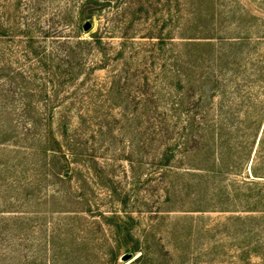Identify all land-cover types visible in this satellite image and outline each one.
<instances>
[{"label": "trees", "instance_id": "1", "mask_svg": "<svg viewBox=\"0 0 264 264\" xmlns=\"http://www.w3.org/2000/svg\"><path fill=\"white\" fill-rule=\"evenodd\" d=\"M184 1L0 0V264H25L39 252L43 264L61 255L69 264H116L122 248L128 264L162 257L147 234L134 235L132 214L102 211L94 200L106 171L110 199L126 202L113 188V165L99 163L104 149L107 161L124 158L130 171L143 164L157 176L155 190H163L153 206L177 193L186 214H264V16L223 0L205 35L184 37L193 31ZM249 2L264 13V0ZM95 20L103 24L92 31ZM171 177L181 178L179 191L166 184ZM40 205L43 214L88 215L113 231L108 255L76 252L87 243L72 232L80 222L38 232Z\"/></svg>", "mask_w": 264, "mask_h": 264}, {"label": "rangeland", "instance_id": "2", "mask_svg": "<svg viewBox=\"0 0 264 264\" xmlns=\"http://www.w3.org/2000/svg\"><path fill=\"white\" fill-rule=\"evenodd\" d=\"M239 1L249 6L256 15L261 17L264 16V13L256 11L254 8L255 5H248V3H250L249 0ZM224 5L225 2L223 0H215L213 2L210 0H185L183 5L184 16L186 18L185 26L193 31H184V33L188 35L184 37H191V35L202 37L201 35H205L208 29L205 30V32L202 31L207 27L210 28L211 15L216 11L218 15V9H222ZM102 24L103 21L95 20L92 31ZM221 26H227V22H221ZM103 74L104 71L99 72V75ZM101 154L103 158L99 159V163L102 165H106L107 163L113 165V173L116 176L113 182V188L117 193H121V189L124 190L126 202L122 205L117 202L116 198L110 199L108 191L103 186V183L106 182V171L101 174L102 176L95 179V184L99 183V186L95 185L94 200L100 205L99 208L102 211H110L112 209L117 211L125 210L133 215L135 218V225L133 226L134 235L144 237V235L147 234L150 252L157 255V257L162 256L158 261L151 262V260H146L143 264H264V214L252 216L244 213L229 212L186 214L179 211L181 210L180 204L175 203L173 200V196L177 195V193H171L169 195L171 201L167 204L153 206L154 203L152 200L158 199L162 195L163 190V186L155 190V185L157 184L153 180H156L157 176H150V171L147 170L146 166L143 164H140L138 168L135 163L133 165L135 167V172L130 171L129 165L124 158L116 162L107 161L111 154L108 151L105 152V149ZM106 170L109 173L110 167L107 166ZM262 173H264V171H262ZM179 182L181 183V178L178 179L176 177H171L166 180V184L174 183L173 186H175L174 188L178 191L180 190V187L177 186ZM61 186L62 185L58 184L53 186V188H60ZM72 190H74V188H72ZM262 194L264 195V192ZM90 195V193H87V196ZM120 198L122 199L123 196H120ZM90 199L92 198L90 197ZM185 205V207H188L187 204ZM36 207L35 210L38 211L40 215L35 219L37 222L34 226L38 232L42 230L45 225L46 227L47 225L56 227L59 224L63 227L64 224H67L68 227L71 228V226L77 227L81 223L79 226L80 232H78V234L75 233L74 230L72 232L84 239V242L87 243L85 249L76 252L87 259H92L94 257L101 259L105 254L108 255L109 248L104 242L108 239L109 243L113 244L115 234L112 233L113 231H108L106 226H101L102 228L100 227V229H97L88 215L84 216L86 220L84 219L83 221H69L63 218L65 216L53 215L49 211L43 214L45 209L43 205ZM47 207H50L48 208L50 211L53 209L54 211H58L59 209L56 208L57 205H51V203L48 204ZM151 210L157 211V215L150 216L149 211ZM149 217H154V219L151 223L152 233L148 234L147 225L150 222ZM59 225L56 229L60 227ZM60 232L62 233V231ZM43 237L44 236L40 234L36 235L39 241H37L38 244L44 240ZM157 242L164 244L165 248L170 251L173 259L172 262L164 256V252L161 251V247ZM70 246V239L67 241L58 240L56 243L57 249L62 247L67 249V247ZM116 253L120 254L116 264H128L131 262V257L129 259L130 261H121L123 255H131V253L126 252L125 249L122 248ZM28 255L33 258H30L25 264H33L32 261L39 264L43 260L40 256V252L37 255L34 253H28ZM61 256L62 258L57 264H69L65 256ZM107 258L109 259V257ZM14 260L10 261V264L19 263L16 259ZM24 261L25 260L22 259L21 262L23 263ZM111 264H115V262H111Z\"/></svg>", "mask_w": 264, "mask_h": 264}, {"label": "water", "instance_id": "3", "mask_svg": "<svg viewBox=\"0 0 264 264\" xmlns=\"http://www.w3.org/2000/svg\"><path fill=\"white\" fill-rule=\"evenodd\" d=\"M90 28V24L86 22L83 26L84 31H87ZM131 255H123L121 257V261H128L130 259Z\"/></svg>", "mask_w": 264, "mask_h": 264}]
</instances>
